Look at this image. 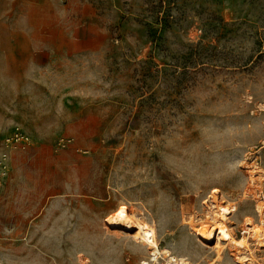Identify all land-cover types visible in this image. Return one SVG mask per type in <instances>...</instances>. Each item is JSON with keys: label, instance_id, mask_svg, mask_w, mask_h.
Here are the masks:
<instances>
[{"label": "rangeland", "instance_id": "obj_1", "mask_svg": "<svg viewBox=\"0 0 264 264\" xmlns=\"http://www.w3.org/2000/svg\"><path fill=\"white\" fill-rule=\"evenodd\" d=\"M44 1L0 0V142L31 140L0 187L21 192L0 264H138L149 248L105 223L128 203L174 255L231 262L181 219L218 188L238 237L245 216L264 229V0Z\"/></svg>", "mask_w": 264, "mask_h": 264}, {"label": "bare ground", "instance_id": "obj_2", "mask_svg": "<svg viewBox=\"0 0 264 264\" xmlns=\"http://www.w3.org/2000/svg\"><path fill=\"white\" fill-rule=\"evenodd\" d=\"M255 165L250 167L251 175H253V173L259 175L261 172H259L260 169L258 170ZM262 175L260 174V176ZM208 198V210L205 213L203 223L197 226V219L190 214L189 218H184V220L181 219L182 226L190 227L193 230L195 242L198 243L199 246L214 250L215 256L213 258L216 259V262L225 261V250L231 245L236 249L230 253L232 261L228 262V264H259L260 262L257 259L258 255L256 257L252 242L258 247H264V229L259 224L256 225L254 224L255 222L253 223L252 216H245L242 221V232L244 235L238 237L235 228L230 223L231 218L238 211V202H233L234 200H226L227 202L223 201L224 197L222 191L218 188H214ZM257 201L258 204L255 205L256 212L261 218L264 216V200L258 198ZM128 204L120 205L114 213L106 217L105 223L108 231L133 238V240L143 245L146 249L149 248L159 251L162 248L165 254L174 253L189 257L191 256L190 251H178L173 244H164L165 240L159 232L157 221L154 219L152 212L147 210L148 215L145 212L134 213L130 210ZM149 215H151L152 218H149ZM168 234L170 233L168 232L167 235ZM207 256V254H201V262H206Z\"/></svg>", "mask_w": 264, "mask_h": 264}, {"label": "built area", "instance_id": "obj_3", "mask_svg": "<svg viewBox=\"0 0 264 264\" xmlns=\"http://www.w3.org/2000/svg\"><path fill=\"white\" fill-rule=\"evenodd\" d=\"M31 145L29 134L19 125H14L12 131L0 142V187L7 184L13 171L15 154L26 150ZM138 264H192L189 257L177 256L173 253L149 249Z\"/></svg>", "mask_w": 264, "mask_h": 264}, {"label": "crops", "instance_id": "obj_4", "mask_svg": "<svg viewBox=\"0 0 264 264\" xmlns=\"http://www.w3.org/2000/svg\"><path fill=\"white\" fill-rule=\"evenodd\" d=\"M40 0H21V3L24 6H34L39 4ZM65 0H45L43 3L47 2L49 5H54L56 7L60 5H66L68 6V0L64 2ZM59 12L55 13V16H57ZM57 20V18H55ZM67 36V35H65ZM19 197L21 198V192L19 191H9V190H0V227L3 228L8 227V223L11 218V214L9 212V208L13 207L14 205L19 206L21 205V201H19L17 204H15L14 201H11V198ZM21 220V219H20ZM19 218L18 221L20 222Z\"/></svg>", "mask_w": 264, "mask_h": 264}]
</instances>
